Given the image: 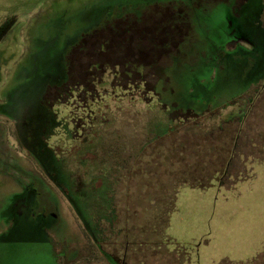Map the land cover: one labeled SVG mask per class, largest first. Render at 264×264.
<instances>
[{"label":"rangeland","instance_id":"1","mask_svg":"<svg viewBox=\"0 0 264 264\" xmlns=\"http://www.w3.org/2000/svg\"><path fill=\"white\" fill-rule=\"evenodd\" d=\"M196 2L0 0V24L15 18L0 40V264H246L263 253L264 84L242 120H224L238 106L218 119L177 111L218 78L226 91L248 71L261 77L264 34L246 30L231 4ZM142 17L188 46L163 51L166 74L147 69L141 87L137 73L104 70L124 73L114 47L90 57L83 45L96 49L104 24ZM93 62L101 68L88 71ZM37 110L54 115L47 143L60 186L13 140Z\"/></svg>","mask_w":264,"mask_h":264},{"label":"flooded vegetation","instance_id":"2","mask_svg":"<svg viewBox=\"0 0 264 264\" xmlns=\"http://www.w3.org/2000/svg\"><path fill=\"white\" fill-rule=\"evenodd\" d=\"M246 2V0H240L241 6ZM264 6V0L261 2ZM256 9L253 8L252 15L256 16ZM264 12V9L262 10V13L260 14L258 12L257 19L254 20L253 23V32L256 31L254 27H260L263 30L264 34V22L262 21V14ZM169 20V19H168ZM167 20V21H168ZM172 20V19H171ZM176 20L174 19L173 22ZM112 26L107 29L106 24L100 26L97 28L96 33H101L99 36L100 38L96 41L92 40V42L96 43L97 48H89L87 46V42H84V52L83 53H89L90 57L92 55L96 54H103L107 57H111L113 47L116 51V53L122 58V65L124 67V73H120L117 68L118 65L111 64L110 62H102V65L104 66V70H108L111 75L114 78H120L121 80L130 79L135 73L139 74L141 80H140V86L146 85V83L143 82L142 78L144 77V71L150 68H154L156 71L163 68V57L164 53L163 51H167L168 49H171V53L168 55H174L177 57L180 54V35L179 32L173 31L171 32V37L164 36V33L162 30H159L158 23L154 25L153 29H150L148 27L147 21H145L142 18L137 19H115L112 21ZM177 22V21H176ZM179 23V22H178ZM175 24V23H174ZM114 25V26H113ZM128 26V27H127ZM176 29L178 28V25H175ZM113 29V30H112ZM150 29V30H149ZM107 30V31H106ZM257 37L258 35H261L260 31H257ZM120 40H117V39ZM260 40L264 38V36H259ZM256 41L254 42V44ZM253 44V46H254ZM92 46V44H91ZM89 46V47H91ZM256 47V46H255ZM243 47L239 46V50H243ZM132 53L131 57L129 58L125 54ZM257 51V50H256ZM256 51L249 52L250 54H257ZM126 52V53H125ZM115 53V52H114ZM248 53V54H249ZM150 55V58L147 60V57ZM171 60V58H169ZM173 59V58H172ZM260 62L264 63L263 55L260 56ZM79 61V60H78ZM76 62V69L81 68V63ZM83 62V61H82ZM177 63V61L175 60ZM98 62L88 63L86 69L88 71L100 69L101 66ZM71 75V74H70ZM71 77H69L70 79ZM93 82L95 81L94 76L90 77ZM158 80H156V83ZM264 84V72L261 74V78L258 79V83H252L251 86H257L256 94H259L261 91V87ZM157 85V84H156ZM140 87V89H142ZM62 88V86H61ZM57 89V88H56ZM144 89H142V92H144ZM58 90V89H57ZM250 100H254L255 96L248 97ZM36 112L40 115L37 117L38 119V128L41 129L44 125V120L41 115V112L37 110ZM18 130L16 132V138L13 139L14 143L28 149L32 154L39 153L41 150L40 145H36V139H35V132H36V116L35 113H28L27 115L23 116L22 120L18 121ZM41 127V128H40ZM18 215V214H17ZM97 243V242H96ZM98 244V243H97ZM108 256V255H107ZM111 259V258H110ZM113 264H118L114 259H111Z\"/></svg>","mask_w":264,"mask_h":264},{"label":"trees","instance_id":"3","mask_svg":"<svg viewBox=\"0 0 264 264\" xmlns=\"http://www.w3.org/2000/svg\"><path fill=\"white\" fill-rule=\"evenodd\" d=\"M262 1L263 0H246V2L242 6L240 4V0H197L196 3L210 2L211 4H217V3H224L227 5L231 4L230 10H231V14L233 15V17L239 19V23L246 30L252 33L253 32L252 27H253L254 20L257 19L258 12L261 14L262 10L264 9V6L261 3ZM253 8L257 10L256 16L252 15ZM186 21H187L186 19L183 20L184 25H186ZM169 22H171V19L167 21V23ZM14 24H15L14 17L7 18L3 23L0 24V40L4 37V35L11 29V27ZM254 28L257 31H260L261 35H263V30L260 27L258 28L254 27ZM165 36L171 37L172 36L171 32L170 33L165 32ZM186 37L187 35H185V38L180 39V47L181 45H183L184 48L185 46H188L182 43L184 39L187 40ZM162 69L163 68L157 71L158 74L162 73ZM163 74L165 75L166 73H163ZM252 74H251V71H248L246 75V79L244 77V74L242 77L240 75L238 78L239 80L238 79L235 80V84L237 86L232 85L231 89L226 90V91H220L219 89L216 88L219 85V78H218V80L215 81L213 88L212 87H209V88L202 87L200 89L201 94L196 96V98L193 100L194 101L193 104L189 102L190 104L186 105L187 107L180 108L181 105H184V103H187L184 100L182 101L180 100L179 101L180 109L178 108L177 112L186 113L188 111H191L196 115L197 118L200 116H204L208 113H211V114H214L215 115L214 117L218 119V118H221L222 111L238 106L236 108L237 111L234 110V111H230L229 113H227V117L224 120H230L232 118H235L234 116L236 117L239 116V119L242 120L246 114L245 104L246 103L251 104L253 102L252 100L248 98L250 91L255 90V88L257 89V86H251V84L258 83V79L261 78L259 75H256V74L252 75ZM237 80H238V83H236ZM200 84L202 83L200 82ZM200 84H194V85L198 86ZM183 87L185 90L186 97L189 96L190 98H193L194 94H196L193 88L188 86V84L184 85ZM223 93H226L229 96L228 98L221 100L220 95H223ZM171 104L174 105L173 106L174 109L177 107V105L174 102H171ZM39 111L41 112V115L43 117L44 125L42 128L40 127L41 129L38 128L39 123H38L37 117H39L40 115L38 113L37 115L35 114L36 132L34 135H35V139L37 142L36 145H40L41 150L39 153L33 154V156L35 157V160L41 166L45 174L48 175V177L56 185L60 186L63 178L61 176V172H60L61 170L59 169L60 168L59 161L57 160L54 151L48 147V143H47V138L51 134L52 129L54 127V123H53L55 120L54 115H52V113L50 114L48 110L47 111L39 110ZM171 120L173 121L172 117H171ZM171 129L172 128L170 127L169 130ZM89 230L95 242L100 244V241H101L100 235H99V232H101L100 228L97 226L95 229L90 228ZM246 264H264V251L263 253L259 254L255 259H253L252 261Z\"/></svg>","mask_w":264,"mask_h":264}]
</instances>
